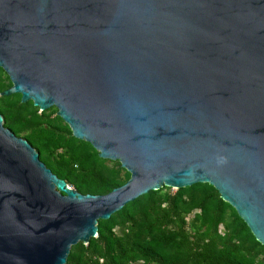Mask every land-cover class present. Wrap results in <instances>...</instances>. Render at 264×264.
Returning a JSON list of instances; mask_svg holds the SVG:
<instances>
[{
    "label": "water",
    "instance_id": "1",
    "mask_svg": "<svg viewBox=\"0 0 264 264\" xmlns=\"http://www.w3.org/2000/svg\"><path fill=\"white\" fill-rule=\"evenodd\" d=\"M0 67L130 173L79 193L0 114V264H64L126 203L208 183L264 245V0H0Z\"/></svg>",
    "mask_w": 264,
    "mask_h": 264
},
{
    "label": "trees",
    "instance_id": "2",
    "mask_svg": "<svg viewBox=\"0 0 264 264\" xmlns=\"http://www.w3.org/2000/svg\"><path fill=\"white\" fill-rule=\"evenodd\" d=\"M11 85L0 67V94ZM56 112L21 102L19 93L0 95L4 126L79 193L106 194L129 179L118 160L99 157ZM97 227L87 244L70 247L64 264H264V245L208 183L150 190L98 219Z\"/></svg>",
    "mask_w": 264,
    "mask_h": 264
},
{
    "label": "rangeland",
    "instance_id": "3",
    "mask_svg": "<svg viewBox=\"0 0 264 264\" xmlns=\"http://www.w3.org/2000/svg\"><path fill=\"white\" fill-rule=\"evenodd\" d=\"M171 191H175L176 189L175 188H170Z\"/></svg>",
    "mask_w": 264,
    "mask_h": 264
},
{
    "label": "built area",
    "instance_id": "4",
    "mask_svg": "<svg viewBox=\"0 0 264 264\" xmlns=\"http://www.w3.org/2000/svg\"><path fill=\"white\" fill-rule=\"evenodd\" d=\"M97 235V234H96ZM96 235H95V237H96Z\"/></svg>",
    "mask_w": 264,
    "mask_h": 264
}]
</instances>
